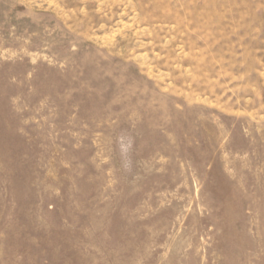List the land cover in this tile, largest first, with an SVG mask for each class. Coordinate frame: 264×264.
Here are the masks:
<instances>
[{
    "label": "rangeland",
    "instance_id": "1",
    "mask_svg": "<svg viewBox=\"0 0 264 264\" xmlns=\"http://www.w3.org/2000/svg\"><path fill=\"white\" fill-rule=\"evenodd\" d=\"M0 264H264V0H0Z\"/></svg>",
    "mask_w": 264,
    "mask_h": 264
}]
</instances>
